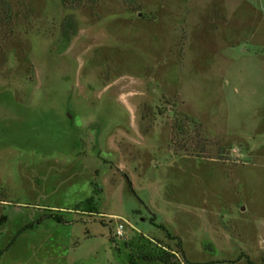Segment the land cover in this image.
<instances>
[{
  "label": "rangeland",
  "instance_id": "rangeland-1",
  "mask_svg": "<svg viewBox=\"0 0 264 264\" xmlns=\"http://www.w3.org/2000/svg\"><path fill=\"white\" fill-rule=\"evenodd\" d=\"M8 3L0 264H264V0Z\"/></svg>",
  "mask_w": 264,
  "mask_h": 264
},
{
  "label": "trees",
  "instance_id": "trees-1",
  "mask_svg": "<svg viewBox=\"0 0 264 264\" xmlns=\"http://www.w3.org/2000/svg\"><path fill=\"white\" fill-rule=\"evenodd\" d=\"M82 2H84V0H62V4H63L64 7H71V8L77 7ZM8 4H9L8 0H0V18H2L1 16L5 14L7 19L8 18L11 19L10 18L11 17V13H10L11 9H10ZM63 29H64V33L66 35H69L70 31H72L74 33L76 32L75 23L72 20V18L69 17V18H67L65 20ZM183 120H184V122L180 121V119H179L178 123L176 122V130L179 133V135L180 134L183 135V132L185 130H187V127L189 126L190 123H196V121L194 119H190V118L188 119L185 116H183ZM186 123L188 124V126H186ZM177 132H175L174 135H176ZM159 227L165 229V227L162 226V225H160ZM167 234H168V238L171 241L176 242L177 251L169 249L167 247L163 248L161 253H160L159 259L162 262H164L165 264H191L185 258L184 251H183V248H182V240H180L176 236L171 235L169 232ZM178 251L182 255L183 261L177 259ZM2 255H3V251H0V259H1ZM144 259L145 260H150L151 257H144ZM247 262L249 264H255L249 258H247ZM133 264H135V263H133Z\"/></svg>",
  "mask_w": 264,
  "mask_h": 264
},
{
  "label": "built area",
  "instance_id": "built-area-1",
  "mask_svg": "<svg viewBox=\"0 0 264 264\" xmlns=\"http://www.w3.org/2000/svg\"><path fill=\"white\" fill-rule=\"evenodd\" d=\"M123 229H124V226L122 224H120L118 226V229H117V235L118 236H121L122 235Z\"/></svg>",
  "mask_w": 264,
  "mask_h": 264
}]
</instances>
